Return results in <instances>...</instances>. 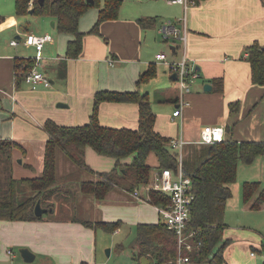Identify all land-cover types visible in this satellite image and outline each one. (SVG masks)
I'll list each match as a JSON object with an SVG mask.
<instances>
[{"label": "crops", "instance_id": "1", "mask_svg": "<svg viewBox=\"0 0 264 264\" xmlns=\"http://www.w3.org/2000/svg\"><path fill=\"white\" fill-rule=\"evenodd\" d=\"M0 1L2 5L13 4L15 7V0ZM135 2L141 4L137 12L128 9V17L119 18L125 5V0H121L118 16L103 22L99 35L84 34L82 50L77 58L65 57L67 42L73 38L70 34L63 37V55H53L44 49L48 44L53 46V38L46 43L43 48L46 57L41 60L40 70L50 80L48 88L40 85L31 89L24 81L16 86L15 61L33 59L35 55L34 48L22 42L25 35L33 33V30L24 27L17 14V18L14 17L13 10H9L6 17L0 16V139H10L18 144L12 151L11 171L15 179L42 176L48 139L43 128L46 120L65 126L88 123L96 91H132L140 74L151 64L156 66V74L159 68L176 83L166 65L155 59L159 52L166 54L164 47L168 42L159 37L157 29L167 21L181 27L179 20L183 17L186 57L188 64L198 71L199 78L191 91L184 95L189 104L182 107L180 115L171 116L170 123L174 129L157 122L152 103L172 102L175 111L179 88L177 94L166 88L158 90L160 100L152 101L150 96L156 83L150 84L156 76L141 85L140 91L148 93L152 111L156 114L155 131L171 140L184 141L182 150L187 145L197 144L200 131L205 126L223 127V140L264 144V84L251 81L245 50L253 43L264 46L262 0H200L186 10L181 4L169 0ZM98 10L96 6L95 21ZM140 19L145 20L144 26L139 24ZM52 21L55 28V20ZM13 40L17 41L16 45L11 44ZM26 48L33 50L28 54ZM168 48V60L181 58L183 44L180 41L171 40ZM217 79H221V89H215ZM206 83L210 85L208 91L204 90ZM59 102L67 107H57ZM98 121L107 127L137 129L138 106L134 103L102 102L98 107ZM173 134L176 137L170 136ZM17 158H21L20 165L15 162ZM85 161L95 173L108 172L116 163L113 158L99 156L90 147L85 150ZM129 161L130 158L124 160ZM240 168L245 176L238 180ZM244 182L259 183L249 201L244 200ZM229 189L223 229V240H228L223 252L225 264H264V153L251 164L238 163L236 179ZM259 193L263 203L260 208L252 209L251 204ZM94 199L81 202L80 211L88 217L83 220L58 218L55 216L56 208H52L53 215L43 214L41 220L0 219V259L7 260L3 264L12 263L9 257L15 261L12 264H28L20 254L16 256L13 252V249L23 247L34 253L37 264H106L104 259H97L96 231L84 226L82 221H121L124 226L161 221L154 205L139 202L122 190L112 191L102 201ZM122 225L113 235L121 233Z\"/></svg>", "mask_w": 264, "mask_h": 264}, {"label": "trees", "instance_id": "2", "mask_svg": "<svg viewBox=\"0 0 264 264\" xmlns=\"http://www.w3.org/2000/svg\"><path fill=\"white\" fill-rule=\"evenodd\" d=\"M97 0H35L29 7L30 0H15L17 16L28 14L49 16L55 20L58 32L73 36L67 42L65 57L77 58L82 50L84 33L78 28L81 16L91 5L99 8L97 19L89 31L100 34L103 22L118 16L121 0H104L103 5ZM196 4L200 0H194ZM264 5V0H262ZM139 24L144 26L145 20ZM250 66L251 81L264 84V46L253 43L245 48ZM32 58L15 61L14 74L19 87L24 77L33 68ZM156 76V66L151 64L136 80L132 91L98 90L93 96V107L89 121L78 126H65L46 120L43 128L48 135L46 141L44 166L40 178L15 179L12 176V151L18 144L10 139H0V163L6 164L8 178L0 182V219L9 221L41 220L34 214L35 203L39 200L42 207L53 208L48 202L58 195L56 184L57 154L62 152L74 166L90 171L85 161V150L92 148L99 156L113 158L115 167L108 172L95 173L97 180H83L78 183L79 190L102 201L112 192L122 190L131 194L135 189L149 182L152 166L148 159L153 156L157 167L175 168L178 151L171 144V139L154 129L156 114L152 111L148 93H142L140 87ZM215 89H221V79L216 80ZM102 102L134 103L138 106L137 129L112 128L103 126L98 121V107ZM233 108V107H232ZM264 153V144L254 141L222 140L209 144H190L183 149L182 165L185 173L192 180L194 199L190 211V221L185 230L190 250H179L176 235L162 221L157 223H138L132 243V264H141L145 257L148 264H178L179 257H188L191 263L207 261L209 264H225L224 249L228 240H223L225 203L230 196L229 185L236 179L237 165L242 162L251 164ZM130 158L129 162L124 160ZM5 170V169H4ZM259 183L244 182L242 185L244 200L249 201L258 189ZM28 195L21 197L23 191ZM148 203L165 206L169 198L157 191H150ZM262 194L251 204L252 209L262 205ZM89 228H101L107 233L115 232L121 225L116 222L82 221ZM191 234V235H190ZM123 250V245H118Z\"/></svg>", "mask_w": 264, "mask_h": 264}, {"label": "rangeland", "instance_id": "3", "mask_svg": "<svg viewBox=\"0 0 264 264\" xmlns=\"http://www.w3.org/2000/svg\"><path fill=\"white\" fill-rule=\"evenodd\" d=\"M136 0H125V5L120 10V17L119 18H125L128 17V9L133 10L137 12V8L141 4L136 3ZM1 2V1H0ZM104 0H97L96 4L103 5ZM136 3V4H135ZM96 6L97 5H91L89 8H87L86 12L82 16L79 22V30L83 31L85 35L90 34V30L94 24L93 21L96 18ZM13 10L14 17L16 16L15 13V7L12 4V6L9 4L2 5L0 3V16L6 17V14H8L10 11ZM17 18V16H16ZM18 19L20 20V23L27 28H31L33 30V34L35 35H44L49 34L53 38V46H50L49 44L45 46V50H47L49 53L57 54V55H63V52L61 49L64 47L63 43L65 42V38L67 36L66 33H61L56 30L51 25L52 18L49 16H41V15H33V14H27L24 16H18ZM41 33H36V32ZM156 31V30H155ZM159 37L162 36L159 33V30L157 29ZM84 36V35H83ZM65 37V38H63ZM68 37V36H67ZM70 37V36H69ZM14 39V38H13ZM59 39V41H58ZM9 42V39H6ZM167 45L164 47V51L166 54H169V48L168 44L171 43V40L166 42ZM33 49L26 48V53L30 54ZM45 50H43V58H45ZM29 57V56H28ZM156 83V87H154V92L151 93V100H160L161 97H159V94L161 89H170L173 94L178 93V87L174 81H171L169 78L168 73H162L159 68H157V74L154 81L151 82V86ZM159 90V91H158ZM159 97V98H158ZM152 108L154 112L157 114V122L161 124H165L167 128L174 129V127L171 125L170 120L172 116L173 111V104L169 101H162V102H153ZM170 133H173L175 131H169ZM172 138L176 137L175 134L170 135ZM175 149V148H174ZM176 150V149H175ZM21 158L16 159V164L20 163ZM149 163L152 166L151 173L155 169H159L157 167L156 160L153 156H151L148 159ZM5 169V170H4ZM56 176L59 179L58 183L56 184L58 195L54 197V195L50 198L49 204L55 209V216L58 218H76V219H86L88 218L86 215L82 214L80 209V205L82 201L85 200H93L94 198L89 195H85L79 190L78 183L80 181L84 180H97L98 177L95 173H92L90 171L80 170L74 164H72L62 152H58L57 154V165H56ZM31 172L35 173L34 169H30ZM12 172V171H11ZM245 176L244 171L242 168L239 170L238 174V180ZM8 178V171L6 169V164L0 163V182L5 183L6 179ZM237 180V181H238ZM28 195L27 191H22L20 196L25 197ZM95 200V199H94ZM54 214L53 212H46L44 213L45 216H51ZM94 231H96V241H97V259L101 258L104 259L106 264H130L131 263V256H132V243L133 238L135 236V224L131 225H122L121 227V233L119 235H116L113 233H107L101 228H91ZM118 244H122L124 249L119 250L117 248ZM106 249H110L109 256L106 255ZM13 252L16 256L19 255V248L13 249ZM10 256V255H9ZM12 263L15 261L9 257ZM7 262V260L0 259V264H3ZM9 263L8 264H12ZM18 264V263H15ZM28 264H37V262L33 261L32 263Z\"/></svg>", "mask_w": 264, "mask_h": 264}, {"label": "built area", "instance_id": "4", "mask_svg": "<svg viewBox=\"0 0 264 264\" xmlns=\"http://www.w3.org/2000/svg\"><path fill=\"white\" fill-rule=\"evenodd\" d=\"M35 0H30L29 7L33 6ZM171 3L181 4L184 10L189 6L196 5L194 0H169ZM180 26H176L171 21H167L159 28V33L165 41L176 40L183 44L182 56L179 60H168L164 52H159L155 55L158 63L166 65L170 74L176 73L175 79L179 88L177 109L173 111V116L180 115L182 107L188 105V101L184 99V95L191 91L193 83L199 78L198 71L188 64L186 57L185 42H186V25L185 18L179 20ZM52 41L49 34L35 35L28 33L23 38L22 42L25 46H31L35 50L33 56L34 65L29 73L24 77V83L31 89H37L40 85L45 88L50 87V80L40 70L41 60L43 58V48L46 43ZM11 44L16 45L17 41H11ZM175 50V49H174ZM112 64V63H111ZM223 127L205 126L200 131L199 144H209L220 142L223 140ZM170 144L178 151L177 164L175 168L155 169L150 176L147 184L135 189L131 195L139 202H147L149 192L157 191L169 198V202L165 206L154 205L161 217V221L165 226L173 231L176 235V241L179 250L185 248L190 250L191 244L187 241L185 235L186 227L190 221V211L194 199L192 180L188 176L182 165L184 141L171 140ZM191 235V234H190ZM189 262L188 257H179L178 264Z\"/></svg>", "mask_w": 264, "mask_h": 264}, {"label": "water", "instance_id": "5", "mask_svg": "<svg viewBox=\"0 0 264 264\" xmlns=\"http://www.w3.org/2000/svg\"><path fill=\"white\" fill-rule=\"evenodd\" d=\"M38 2H39L40 4H42L43 0H38ZM87 2H88V3H91L92 0H87ZM32 13H33V9H30V10L28 11V14H32ZM51 25L54 26V21L51 22ZM171 78H172L173 80H175V79L177 78L176 73H173V74L171 75ZM204 90H205V91L210 90V85L207 84V83L204 84ZM57 107L65 108V107H67V105L64 104V103L59 102V103H57ZM47 211L52 212L53 209H52V208H45V207H42L41 204H40V201H39V200L35 203V206H34V214H35L36 216H38V217H39V216H42V215H43L44 213H46ZM19 254H20V256L22 257V259H23V261H24L25 263H31V262H33L34 259H35V255H34V253H32L27 247L20 248V249H19ZM109 254H110V249H106V255L109 256ZM148 263H149V261H148L145 257H142V258H141V264H148Z\"/></svg>", "mask_w": 264, "mask_h": 264}]
</instances>
